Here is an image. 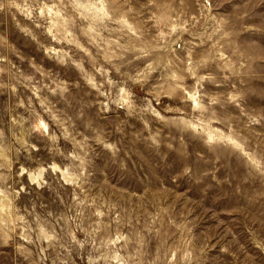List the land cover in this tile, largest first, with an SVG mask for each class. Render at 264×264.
<instances>
[{"label": "clouds", "instance_id": "obj_1", "mask_svg": "<svg viewBox=\"0 0 264 264\" xmlns=\"http://www.w3.org/2000/svg\"><path fill=\"white\" fill-rule=\"evenodd\" d=\"M0 264H264V0H0Z\"/></svg>", "mask_w": 264, "mask_h": 264}]
</instances>
